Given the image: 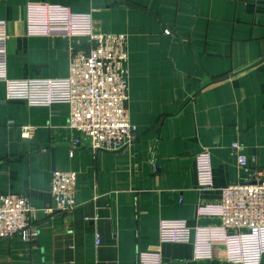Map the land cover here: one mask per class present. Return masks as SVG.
I'll use <instances>...</instances> for the list:
<instances>
[{
  "label": "crops",
  "instance_id": "0c3cea01",
  "mask_svg": "<svg viewBox=\"0 0 264 264\" xmlns=\"http://www.w3.org/2000/svg\"><path fill=\"white\" fill-rule=\"evenodd\" d=\"M92 33L128 37L135 139L74 148L69 105L8 100L0 81V193L29 199L38 232L1 240L0 264H241L220 202L264 167V0H0L9 80L67 78ZM55 170L78 174L70 212Z\"/></svg>",
  "mask_w": 264,
  "mask_h": 264
},
{
  "label": "built area",
  "instance_id": "2783aa9c",
  "mask_svg": "<svg viewBox=\"0 0 264 264\" xmlns=\"http://www.w3.org/2000/svg\"><path fill=\"white\" fill-rule=\"evenodd\" d=\"M170 33V31H167ZM126 34L92 33L88 49L72 50L69 75L65 79L9 80L5 70L6 39L0 37V81L7 84L8 100H23L34 106L69 105L68 128L76 135L74 148L117 151L135 139L129 100V55ZM35 126L22 127V136L31 139ZM238 164L247 170L250 161L242 146L234 143ZM255 164V161H253ZM78 174L55 170L51 195L56 209L72 211L77 205ZM221 227L236 232L240 241L241 264H262L264 257V167L247 174L238 183L222 188ZM29 199L17 193H0V241L38 239L31 221Z\"/></svg>",
  "mask_w": 264,
  "mask_h": 264
},
{
  "label": "water",
  "instance_id": "95a60500",
  "mask_svg": "<svg viewBox=\"0 0 264 264\" xmlns=\"http://www.w3.org/2000/svg\"><path fill=\"white\" fill-rule=\"evenodd\" d=\"M262 62H264V58H263V59H261V61H259L258 63H256V64H255V65H253V66H257V65L261 64Z\"/></svg>",
  "mask_w": 264,
  "mask_h": 264
}]
</instances>
